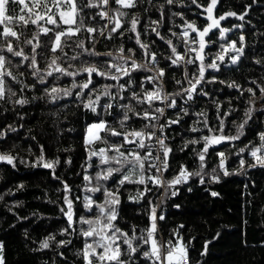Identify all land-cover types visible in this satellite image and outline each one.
Listing matches in <instances>:
<instances>
[{
    "label": "trees",
    "instance_id": "16d2710c",
    "mask_svg": "<svg viewBox=\"0 0 264 264\" xmlns=\"http://www.w3.org/2000/svg\"><path fill=\"white\" fill-rule=\"evenodd\" d=\"M209 3L210 0H174L169 5L166 0H137L134 9H122L126 13L121 18V24L125 26L123 35L113 33L111 39L107 38L105 20L88 19L86 24L103 29L104 35L81 32L78 39L84 41L90 51L100 55L82 53L81 49L74 47V39L66 44L65 51L69 56L79 55V59L62 62V66L71 64L69 70L95 65L101 71H107L109 62H122L119 49L123 47L132 49V53L125 51L123 56L134 53L133 58L138 64H148L145 50L136 45L135 34L129 31L131 19L138 18L137 31L141 41L148 45L147 52L155 54V68L164 69L165 76L161 81L166 92L172 94L176 101V107L166 113V118L170 121L179 119L180 123L169 125L165 131V144L172 151L168 156V168L162 176L163 181L169 184L182 168L190 173L186 182L174 187L176 195H171L170 190L160 195L151 182L118 185L119 173H114L108 181H97V173L107 166L100 165L98 156L89 160V150L106 148L114 141L118 142V138L103 132L101 140L89 147L84 145L86 128L99 120L123 132L144 128L145 123L133 113H129L131 119L121 128L120 120L126 109L118 105H130L139 112L148 107L130 98L133 90L141 95L145 90L151 91V86L144 81L151 75L149 71L134 72L126 86L127 92L119 89V84L127 77L115 82L94 76L95 88L89 92L72 87L73 82L77 85L85 83L86 73L76 77L60 76L58 79L55 78L58 74H54L53 77H46L42 85L30 75V68L23 65L18 68L17 58H13L10 70L17 74L19 83L9 82L8 86L16 95L11 100L0 101V132L3 133L0 154L15 157V166L0 162V243L4 246L5 264H84L81 252L85 238L80 230L88 226L81 224L80 218L94 219L98 215V209L88 211L84 205L85 197L97 204L104 203L102 192L89 191L101 184L116 193L120 200L116 206L118 215L115 225L129 236L137 237L133 246L138 251L131 256H121L127 264H159V261L144 257L143 252L150 251V245L139 239L147 236L153 208L157 209V231L154 235L158 244L162 245L160 251L182 241L187 249L186 264H264V167H252L255 162L249 156L252 150L261 147L259 134L264 132V103H261L264 96L258 90L264 87V0H218L213 11L215 18L226 16L229 12L237 15L226 16L220 22V27L229 29L225 40L220 39L218 29L205 37L204 65L207 66L221 53V45L227 47L232 41L237 42V47H243V55L233 65L230 58L235 53H223L225 60L223 63L217 61L218 71L209 72L206 67L205 79L197 86L201 96L182 104L179 99L183 94L175 95L182 88L176 81L189 79L191 75L197 77L200 61L189 66L171 65L168 59L172 55L171 48L166 41L172 40L173 46L183 54L181 37L185 30L189 31L190 41L193 38L198 40L197 33L187 29L186 24L193 23L199 30L206 27L210 21L206 19L204 9ZM20 7L10 5L11 14H21ZM117 7L110 5V13ZM93 11L89 10V16ZM240 15H245V19H238ZM153 21H159V24H153ZM152 28H156L164 39L161 40ZM23 31L31 38L38 29L32 26ZM240 36L244 37L242 44ZM47 42L48 37L41 36L45 49L41 55L45 58L38 59L42 68L47 67L54 55L47 51ZM0 46H3L2 43ZM22 47L27 53L28 46ZM109 52L111 57L107 55ZM233 83L239 87H228ZM104 85H110L108 90L113 95L119 93L125 99L112 100L103 96ZM52 87L67 89L71 95L65 96L60 92L53 101L48 94ZM249 87L256 91L255 98L247 93ZM97 95L100 101L96 112L83 107ZM17 99H24L27 103L16 104L14 101ZM253 99L254 103L250 105L249 101ZM106 103L114 107L103 109L101 105ZM250 106L253 107L252 118L241 130L239 125L247 119L245 112ZM155 108L154 103L152 109ZM200 113L204 115H198ZM194 127L199 131L192 132ZM241 131L243 135H240ZM222 135L239 136V139L209 146L201 162L199 155L204 152L202 137ZM191 140L197 143H189ZM263 152L264 148L261 149ZM219 153H223V157ZM41 155L45 162L59 163L54 169L43 168L39 164ZM221 159L228 175L221 174L219 170ZM241 160L244 161L243 166ZM148 175H156V172L150 170ZM85 176L91 179L85 180ZM133 179H138V176ZM212 179L216 181L211 182ZM201 181L202 185H198ZM65 185L68 186L67 191ZM213 192L217 195L213 196ZM65 197L72 201L73 207V225L68 232L64 231L68 228ZM159 216L164 219L160 220ZM45 240L49 241L48 248L41 247ZM61 241L71 243L61 244ZM121 248L122 252H127L126 245L121 244Z\"/></svg>",
    "mask_w": 264,
    "mask_h": 264
},
{
    "label": "snow or ice",
    "instance_id": "6c2138e0",
    "mask_svg": "<svg viewBox=\"0 0 264 264\" xmlns=\"http://www.w3.org/2000/svg\"><path fill=\"white\" fill-rule=\"evenodd\" d=\"M167 4L172 5L174 0H166ZM195 2V0H193ZM218 0H210L207 8L204 11L207 13L206 19L210 21L206 27L202 30L197 29L195 24L187 23L186 28L190 29L191 32L197 33L198 40L193 38V43H198V48H189L188 51L195 53L193 59H185L187 53H180L177 51V48L173 46L172 40H167L166 43L171 48V56L168 58L170 64L173 66H179L181 62L186 64H194L196 61H200L198 65V76L195 80H188L189 87L184 89L183 95H186L187 100L193 99V93L197 92L196 85L200 84L201 81L205 79V69L210 68L213 70H219V64L217 61L223 63L225 56L223 53L229 51L234 52L235 55L231 56V63L235 65L240 57L243 55V47H237V42L232 41L227 45V47L221 45V53L217 54L215 60L211 63L204 65V50L207 46L205 37L209 35L210 32H213L214 29L219 30V35L221 40L226 39V33L229 29L220 27V22L226 19V16H236L234 12H229L225 15L215 18L213 16V11L216 8ZM118 6L113 13H110V5ZM137 0H0V38H2L3 46H0V101L11 100V97L15 96L16 93L8 86L9 82L19 83L18 76L16 73L10 70V65L13 63V58H17V67L19 68L23 65L24 68H30V75L34 76L40 84H45L46 77L59 78L60 76L67 77H76L81 73H86L87 78L86 82L80 85H77L73 82V88L87 89L91 92L95 88L93 83L94 76H99L101 78L109 79L111 81L118 82L123 77H127L123 83L119 84V89L121 92H127L126 86L132 80V74L136 71H151L155 68L156 65V56L154 53L147 52L148 45L142 43L141 35L137 31L138 18L133 17L131 19V26L129 31L135 34V43L139 46L140 49L145 50V54L148 56L150 63L149 64H138L133 58V55L128 57L123 56L125 51L132 53V49H125L121 47L119 52L122 54L120 60L122 63H111L107 64V71H101L95 65L87 66L80 68L78 70H69L71 64L67 66H62L63 61H76L79 59V55L69 56L65 51V46L69 41L76 40L74 44L75 48L81 49L82 53H88V55H100L95 51H90L85 47V43L82 40L78 39V35L81 32L87 34L99 33L104 35L103 29H97L86 24V20L90 19L96 21L97 18L105 20L107 23L105 27L108 28L107 38L111 39L112 34L116 33L117 35H123L125 26L121 24V18L125 16V12L122 9H134L136 7ZM10 5H20L19 15H12L10 12ZM89 10H95L92 12V15L89 16ZM246 15V14H245ZM245 15H240L238 19L244 20ZM153 24H159V21H153ZM18 26V27H16ZM35 26L38 31L29 38L24 34L23 29L32 28ZM152 31L160 37L161 40L164 39L163 36H160L159 31L156 28H152ZM176 35V33H172ZM183 37L185 38V46L187 47V38L189 37V31L185 30L183 32ZM41 36L48 37L47 42V51L52 55V58L47 63L46 68H42L39 64V59H44L45 57L41 53L45 50L41 43ZM244 37L240 36V43L242 44ZM22 45L28 46V51L26 53L25 48ZM109 57L112 56V53H107ZM39 58V59H38ZM156 76H147L145 79L150 82H155L157 79H163L165 76V71L163 68H155ZM23 73H21L22 75ZM177 84H180V81H176ZM255 84V81H253ZM91 86V87H90ZM25 87H27L25 85ZM110 85H104V91L102 93L105 97H110L112 100L116 99H125L124 96H120L119 93L113 95L108 89ZM228 87L238 88L239 86L235 83L229 84ZM259 92L264 96V87H259ZM247 93L255 98L256 91L254 88L249 87ZM63 92L65 96L71 95V92L67 89H59L52 87L48 94L51 96L52 100L55 101L58 98V94ZM244 90L241 89V94ZM87 95V93H83ZM176 96H180L181 93H175ZM132 101L138 104H147L148 107L142 112L135 111L134 108L130 105H118L121 108L126 109L123 112V117L120 120V127L124 128L126 122H128L131 117L129 113H133L139 120H143L146 123L144 128L141 130H129L126 132L119 131L116 128H111L106 121L99 120L97 123L90 124L87 127L86 131V141L88 145L93 144L94 141H99L102 139L101 133L106 132L112 137L118 138V142L114 141L112 144L108 145L106 148H100L97 150H89V160L92 157L98 156L99 163L102 167L101 172L97 173V181H108L110 177H113L114 173H119L120 178L118 180V185H124L126 183H137L145 184L146 182H151L156 185L162 184L161 176L159 175H148L150 170L156 173H163L168 168V156L172 151L166 144L163 138L156 134V131L149 130L155 129L156 125L152 124V121L159 119V116H162L164 113V108L156 107L152 109V105L156 101H168L169 96L163 92L162 86L155 88L152 91L145 90L143 94H137L134 90L132 91L131 98ZM100 96L97 95L96 98L89 99L87 103L83 105L84 108L89 109L92 112L97 111V105L99 104ZM14 103L23 105L27 103L24 99H17ZM254 99L249 101V104L252 105ZM261 103H264V99L261 100ZM168 107L175 108L176 101L171 100ZM103 109H112L114 107L111 103H106L101 105ZM219 111V106L218 109ZM253 107H249L245 112V119L240 125L239 129H243L244 126L248 123V120L252 118ZM186 114V113H185ZM198 115H204L200 113ZM180 120L169 121V125L178 124ZM205 125L207 120L204 121ZM223 127V121L221 120V129ZM164 126L159 128L160 132H163ZM15 131V129H13ZM192 132H197L199 129L192 128ZM240 135H243V132H240ZM3 136V133L0 132V137ZM204 152L199 155L201 162L205 159L204 153L208 151L209 146L214 144H220L225 140H236L239 139V136H204ZM259 140L261 141V147L255 148L251 151V156L255 158V163L252 167L259 165L264 167V154L261 153V149L264 148V132L259 134ZM189 143L195 144L196 140H191ZM159 146V150L162 152V155H155L154 148ZM187 146V145H185ZM241 152L244 149H240ZM109 153H112L109 155ZM223 157V153H219ZM15 157L8 154H0V162H6L8 165L15 166ZM70 162V161H69ZM59 161L45 162L43 155H41L39 164L46 169H54V166ZM243 166L244 161H240ZM221 168L224 167V161L221 159ZM225 175L228 173L225 171ZM190 173L186 169H181L179 175H177L169 183V186H174L182 182H186ZM199 175V173H197ZM134 176H138V179H133ZM85 180H90L89 176L84 177ZM203 182V181H201ZM65 190H68V186L65 185ZM89 191L102 192L105 200L104 203L97 204L89 197H85L84 207L88 211H92L94 208L98 209V215L94 219H85L80 218V223L87 225V228H82L80 234L85 238L84 247L82 249L81 255L83 257L84 264H127V261L122 260L121 256L127 254L136 253L138 251L137 247L133 246V241L137 239L135 235L129 236L128 233L123 232L119 227L115 225L117 220V208L116 206L120 203V200L116 193L108 191L107 188H104L103 185H98L92 187ZM176 195L175 192L172 193ZM140 195H143L142 193ZM213 196H216L217 193L213 192ZM65 203L67 204V211L65 215L68 221V228L64 231L68 232L72 229L73 225V207L72 201L65 197ZM64 212V209H61ZM160 220H163V216L158 217ZM151 226L147 230V236H141L139 239L143 240L144 244L150 245V251H144L143 255L147 259H154L159 261L160 264H182L183 260L187 258V249L184 246L183 242L180 241L177 244L172 245L168 248L166 256H162L161 247L156 238L155 233L157 231V215L156 209L153 208L151 211ZM52 239V237H49ZM91 241V242H89ZM61 244H68L71 241H61ZM121 244L127 246V252H122ZM171 244V241L169 242ZM3 244L0 243V264H5L3 257ZM42 248L49 247V241L45 240L41 244ZM207 245H205V249ZM101 249V251H97ZM204 254V253H202Z\"/></svg>",
    "mask_w": 264,
    "mask_h": 264
},
{
    "label": "built area",
    "instance_id": "2783aa9c",
    "mask_svg": "<svg viewBox=\"0 0 264 264\" xmlns=\"http://www.w3.org/2000/svg\"><path fill=\"white\" fill-rule=\"evenodd\" d=\"M181 42H182V51H183V54H184V53H187V55L185 56V59H193V58L195 57V53L188 51V49H189V48H198L197 43H193L192 41L189 40V37H188V38H187V47H186V46H185V38L183 37V35H182V37H181ZM120 63H122V62H120ZM149 63H150V61H148V64H149ZM189 65H192V64H186V63H184V62H181V66H189ZM175 67H177V66H175ZM208 71H209V72H215L216 70H213V69L208 68ZM149 72H150V74H151V75H149V76H156V71H155L154 68H153L151 71H149ZM195 78H196V77H195L194 75H191V76L189 77V79H191V80H193V81L195 80ZM189 79H184V78H183V80H178V81L181 82L180 84H178V85H180V86L182 87L181 90L179 91L181 94H183L184 89H187V88L189 87V83H188V80H189ZM144 81H145L149 86H151V91L154 90V89L157 88V87L162 86V88H163V92H164L165 94H168V96H169V100H168V101H156V102H154V103L156 104V107L164 108V113H163L162 116H159V119H158V120H156V121H152V122H151L152 124H155V125H156V128H155V129H149V130H154V131H156V134H157L158 136H160L161 138L164 139L165 131H166L167 128L169 127V121H170L168 118H166V113H167L168 111H171V110L174 109V108H172V107H168L167 105L169 104V102H170L171 100H175V97H172V94H169V93L166 92V89H165V87H164V85H163L161 79H157L155 82H150V81H147L146 79H145ZM197 86H198V84L196 85V88H197ZM200 94H201V93H200V90L197 88V92H196V93H193V97H195V96H201ZM188 101H189V100H187L186 95H183V96L180 97V99H179V102L182 103V104H185V103L188 102ZM141 121L144 122V123H146V122L143 121V120H141ZM161 126H164V130H163V132H160V131H159V128H160ZM89 146H90V145H89ZM154 154H155V155H162V152L159 150V146H158V145H156L155 148H154ZM249 156H250L251 158H253V157L251 156V153L249 154ZM253 159H254V162H256V161H255V158H253ZM219 170H220L221 174H224V173H225V167H223V168L220 167ZM163 173H164V172H163ZM163 173H162V174H161V173H156V175L161 176L162 184H160V185H156V184L153 183V185H154L155 187L158 188V190H159V192H160V195H162V194L164 193L165 190H170V194L172 195L173 192H176V189H174V187H175L176 185H174V186H169V184L165 183V182L163 181V177H162V176H163ZM215 181H216V179H212V180H211V182H215ZM181 184H182V183L177 184V185L180 186ZM198 185H202V182H199ZM173 208L175 209L176 207H173ZM156 210H157V209H156ZM169 247H171V245L166 246V247H164V248L162 249V251H161L162 256H165V255L167 254V250H168ZM159 264H160V262H159ZM182 264H186V259L183 260Z\"/></svg>",
    "mask_w": 264,
    "mask_h": 264
},
{
    "label": "rangeland",
    "instance_id": "374dc122",
    "mask_svg": "<svg viewBox=\"0 0 264 264\" xmlns=\"http://www.w3.org/2000/svg\"><path fill=\"white\" fill-rule=\"evenodd\" d=\"M86 131H87V128H86ZM85 141H86V136H85ZM94 143V142H93ZM85 145V144H84ZM93 145V144H92ZM86 146H88L89 147V145L88 144H86ZM261 154H264V152L263 153H261ZM166 256V255H165Z\"/></svg>",
    "mask_w": 264,
    "mask_h": 264
},
{
    "label": "crops",
    "instance_id": "0c3cea01",
    "mask_svg": "<svg viewBox=\"0 0 264 264\" xmlns=\"http://www.w3.org/2000/svg\"><path fill=\"white\" fill-rule=\"evenodd\" d=\"M85 136H86V130H85V133H84V144L86 145V143H85ZM95 142V141H94Z\"/></svg>",
    "mask_w": 264,
    "mask_h": 264
},
{
    "label": "water",
    "instance_id": "95a60500",
    "mask_svg": "<svg viewBox=\"0 0 264 264\" xmlns=\"http://www.w3.org/2000/svg\"><path fill=\"white\" fill-rule=\"evenodd\" d=\"M150 222H151V220H150Z\"/></svg>",
    "mask_w": 264,
    "mask_h": 264
}]
</instances>
